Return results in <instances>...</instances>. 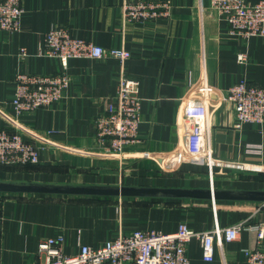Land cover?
<instances>
[{
    "label": "crops",
    "instance_id": "0c3cea01",
    "mask_svg": "<svg viewBox=\"0 0 264 264\" xmlns=\"http://www.w3.org/2000/svg\"><path fill=\"white\" fill-rule=\"evenodd\" d=\"M166 1L170 19L130 23L123 19V0H21L20 30L0 31V130L18 131L41 148L36 164L0 166V264H34L38 242L58 235L65 237L64 252L73 254L79 244L97 247L135 230L170 234L185 224L203 232L239 222L245 227L238 238L222 248L215 244L211 262L203 260L196 239L186 255L190 264H245L244 250L256 243L249 226L264 224V173L257 171L264 167V122L238 127L224 98L241 80L264 88V37L229 34L211 0ZM53 26L105 50L125 49L130 58L122 64L69 60L63 98L16 118L11 102L17 74L63 71L57 58L43 55ZM123 74L140 82L138 142L120 156L103 154L95 149L94 120ZM201 83L217 92L208 101L205 141L221 163L211 174L204 164L166 169L159 156L181 149L190 127L182 104ZM21 188H98L107 195L16 191ZM122 188L139 193L116 195Z\"/></svg>",
    "mask_w": 264,
    "mask_h": 264
},
{
    "label": "built area",
    "instance_id": "2783aa9c",
    "mask_svg": "<svg viewBox=\"0 0 264 264\" xmlns=\"http://www.w3.org/2000/svg\"><path fill=\"white\" fill-rule=\"evenodd\" d=\"M211 6L228 25L229 34L248 40L264 37V0L249 3L245 0H211ZM123 19L130 23L156 22L171 17V4L166 0H123ZM23 14L21 0H0V31L14 33L20 30ZM43 55L57 58L63 68L53 75L19 73L15 77L12 115L16 118L38 109L46 108L63 98L70 85L65 72L72 59H112L121 64L130 58L125 49H108L73 37L64 27L53 26L44 36ZM26 56L24 49L19 57ZM244 62L245 56L238 54ZM140 82L121 76L117 90L107 104L105 112L95 120V149L103 154L120 156L126 146L138 142L141 111ZM194 97H187L182 104V115L189 123L181 149L172 154H161L159 162L168 169L184 163L206 165L210 174L221 162L212 157L206 147L209 116V99L217 92L203 83L194 88ZM231 103L236 125L262 124L264 122V88L248 84L246 80L225 90V98ZM50 133V132H49ZM39 145L25 140L18 131L0 130V166H27L39 160ZM147 157V154L146 156ZM226 166H232L225 163ZM244 168L242 166H237ZM257 171L264 173V167ZM245 227L239 222L224 228L215 227L198 232L180 224L174 233L135 230L128 234L92 247L78 246L76 253L63 250L65 237L43 238L38 242L34 264H190L186 246L193 240L201 243L202 258L211 262L215 244L223 247L233 242ZM256 234L255 246L244 250L245 264H264V224L249 226Z\"/></svg>",
    "mask_w": 264,
    "mask_h": 264
},
{
    "label": "water",
    "instance_id": "95a60500",
    "mask_svg": "<svg viewBox=\"0 0 264 264\" xmlns=\"http://www.w3.org/2000/svg\"><path fill=\"white\" fill-rule=\"evenodd\" d=\"M17 192H28V193H42V194H88V195H107V192L105 190H101L98 188L93 189H83V190H57V189H35V188H21L17 189ZM136 193H139V190H133V189H126L122 188L118 192H116V195L120 196H133ZM215 197L213 196V199Z\"/></svg>",
    "mask_w": 264,
    "mask_h": 264
}]
</instances>
